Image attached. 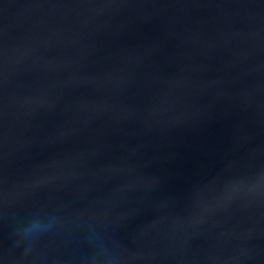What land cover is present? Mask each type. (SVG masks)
Here are the masks:
<instances>
[{
	"label": "water",
	"instance_id": "water-1",
	"mask_svg": "<svg viewBox=\"0 0 264 264\" xmlns=\"http://www.w3.org/2000/svg\"><path fill=\"white\" fill-rule=\"evenodd\" d=\"M0 264H264V0H0Z\"/></svg>",
	"mask_w": 264,
	"mask_h": 264
}]
</instances>
